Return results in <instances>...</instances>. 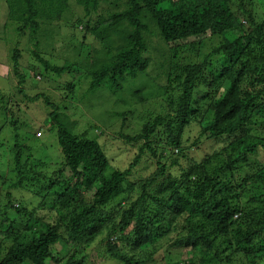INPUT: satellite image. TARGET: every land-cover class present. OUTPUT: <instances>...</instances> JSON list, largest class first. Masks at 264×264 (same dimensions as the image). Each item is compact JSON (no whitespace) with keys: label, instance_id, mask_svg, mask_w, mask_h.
<instances>
[{"label":"trees","instance_id":"obj_1","mask_svg":"<svg viewBox=\"0 0 264 264\" xmlns=\"http://www.w3.org/2000/svg\"><path fill=\"white\" fill-rule=\"evenodd\" d=\"M115 1L112 4L119 11L95 19L90 15L101 0L77 1L85 15L76 24L97 36L108 59L91 72L89 92L116 76L128 73L133 78L144 72L149 61L146 39L152 32L174 58L219 39L201 59L166 77L163 113L145 123L142 134L122 136L132 142L146 138L140 154L145 147L154 157L151 145L161 140L171 156L160 157L168 159L169 165L157 160L153 174L138 182L130 176L140 156L128 169L109 172L110 160L99 142L73 134L74 122L42 95L53 107L44 130L55 133L69 174L67 180L57 174L45 188L42 180H35L41 188L31 190L38 201L33 209L20 204L22 191L17 187L24 190L20 182L10 191L13 194L7 192L0 215V264H85L86 256L77 259L75 248L83 241L86 250L98 237L107 258L118 264H157L155 257L161 252L179 254L180 259L186 255L182 262L187 264H194L196 253L201 254L199 264H264V0ZM8 2L9 18L20 35L28 30L36 50L33 55L44 70L57 75L70 71L73 66H52L36 53L40 24L33 20L46 10L52 13L49 20L59 18L64 0ZM122 23L129 30L121 36L116 28ZM113 35L122 43L113 45ZM19 59V51L12 50L15 67ZM163 126L168 128L165 134L159 132ZM187 127L197 129L192 145L205 141L215 146L203 162L180 167L175 175L172 168L179 167L178 159L190 150L183 139ZM13 149L12 166L20 174L25 167L24 146L17 141ZM160 178L164 185L155 189ZM235 186L241 190L240 197L233 193ZM132 194L137 199L130 202ZM113 202L117 208L104 213ZM166 221L168 229L162 228ZM193 223L197 228H192ZM114 235L121 246L110 240ZM59 242L67 245L55 251ZM131 250L145 256L135 258ZM180 259L169 264H183Z\"/></svg>","mask_w":264,"mask_h":264},{"label":"rangeland","instance_id":"obj_2","mask_svg":"<svg viewBox=\"0 0 264 264\" xmlns=\"http://www.w3.org/2000/svg\"><path fill=\"white\" fill-rule=\"evenodd\" d=\"M77 1L64 0V11L59 18L52 17L49 20L52 13L48 10L33 17V20L40 24L36 34L40 45L36 53L52 66H73L70 71L57 75L52 71H45L36 60L33 55L36 50L28 39V30H25L23 35L19 34L18 27L16 28V24L9 18L8 0H0V215L7 204V192L12 191L19 182L24 187V190L17 187L22 191L18 192L20 204L33 209L38 205V201L32 192H37L41 188H37L39 184L35 180H42L44 182L42 188H45L57 174L61 180L68 178V170L64 167L63 158L57 149L55 133L48 134L44 130V126L49 123L48 115L53 111V107L59 112L66 113L69 120L74 122L73 134L96 139L99 142L104 154L110 160L109 172L128 169L134 158L140 156V161L132 169L130 176V180L138 182L153 174L157 168V160L169 165L168 159L160 157L165 154L167 157L171 156L170 149L164 143H160L161 140H156L151 145L156 150L154 157L145 147L144 152L140 154V148L146 143V138L132 142L122 136L142 134L144 124L163 113L161 105L165 103L163 98L168 95L164 90L166 77L180 73L182 67L198 61L219 43L218 38H213L197 51L181 53L178 58H174L167 51L165 52L160 38L152 32L146 39L148 46L146 57L149 61L145 71L137 72L136 77L133 78L128 73L123 78L116 76L92 93L89 92L90 74L104 61L108 62V59L97 36L89 35L84 32L83 25L76 24V21L85 15ZM112 3L116 1L101 0V5L96 12L91 13L90 18L95 19L99 14L107 16L111 12L119 11L120 9L115 8ZM33 8L35 9V4ZM255 9H258V4ZM122 24L124 25L116 28L121 36L123 32L129 30L125 23ZM111 43L118 45L122 40L120 41L117 35H113ZM15 49L20 53L16 67L11 61L12 50ZM21 76L24 77L22 83H20ZM42 95L49 97L54 106L46 104ZM161 128L159 132L163 130L164 134L168 130L166 126ZM175 128L178 129L177 126L172 129ZM196 134L197 129L192 127L184 129L183 139L188 140L186 146L190 150L178 159L179 167L172 168L175 175L180 167H186L192 162H203L204 156L214 148L215 145L205 141L202 144L192 145ZM17 141L20 146H24L25 167L20 174L12 166L15 153L13 147ZM176 153L177 151L174 150L172 155ZM27 177L28 181L25 180ZM29 177L34 179L31 180ZM162 180V178L158 179L154 187L161 184L163 187ZM233 193L240 197L241 190L235 186ZM136 199L137 194H134L130 202ZM117 205L113 202L105 208L104 213L108 214L109 211L117 208ZM17 206L19 204H14V207ZM123 206L127 205L123 204ZM133 224L134 222L128 225L130 230ZM167 226L168 221L162 224V228L168 229ZM192 228H197L195 223L192 224ZM118 237L114 235L110 240L121 246ZM101 239L102 237H98L97 240H93L94 243L86 250H83L82 241L81 247L75 248L78 250L76 258L86 256L85 264H118L107 258ZM65 245L67 244L59 242L55 251ZM131 251L135 258L145 256L139 254L138 250ZM195 256L194 264H199L201 254L196 253ZM185 257L188 258L184 255L180 259L179 254L176 253L166 256L161 252L156 254L155 259L158 263L159 260H163L162 264H169L179 259L181 263L187 264L186 261L182 262L186 260Z\"/></svg>","mask_w":264,"mask_h":264},{"label":"built area","instance_id":"obj_3","mask_svg":"<svg viewBox=\"0 0 264 264\" xmlns=\"http://www.w3.org/2000/svg\"><path fill=\"white\" fill-rule=\"evenodd\" d=\"M39 134V133H38Z\"/></svg>","mask_w":264,"mask_h":264}]
</instances>
